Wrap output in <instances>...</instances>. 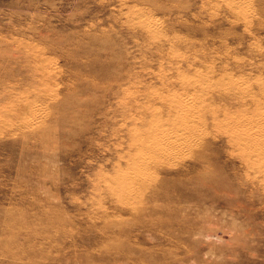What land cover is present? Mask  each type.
Returning a JSON list of instances; mask_svg holds the SVG:
<instances>
[{"label": "rangeland", "instance_id": "obj_1", "mask_svg": "<svg viewBox=\"0 0 264 264\" xmlns=\"http://www.w3.org/2000/svg\"><path fill=\"white\" fill-rule=\"evenodd\" d=\"M0 264H264V0H0Z\"/></svg>", "mask_w": 264, "mask_h": 264}, {"label": "bare ground", "instance_id": "obj_2", "mask_svg": "<svg viewBox=\"0 0 264 264\" xmlns=\"http://www.w3.org/2000/svg\"><path fill=\"white\" fill-rule=\"evenodd\" d=\"M32 115V114H31Z\"/></svg>", "mask_w": 264, "mask_h": 264}]
</instances>
